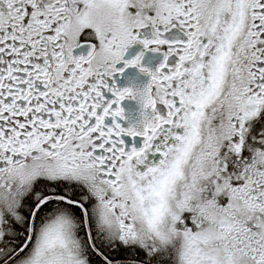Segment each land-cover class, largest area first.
<instances>
[{
    "label": "snow or ice",
    "instance_id": "snow-or-ice-1",
    "mask_svg": "<svg viewBox=\"0 0 264 264\" xmlns=\"http://www.w3.org/2000/svg\"><path fill=\"white\" fill-rule=\"evenodd\" d=\"M0 264H264V0H0Z\"/></svg>",
    "mask_w": 264,
    "mask_h": 264
},
{
    "label": "flooded vegetation",
    "instance_id": "flooded-vegetation-1",
    "mask_svg": "<svg viewBox=\"0 0 264 264\" xmlns=\"http://www.w3.org/2000/svg\"><path fill=\"white\" fill-rule=\"evenodd\" d=\"M181 34L178 30H173V33L170 35L169 38H177L180 37ZM143 38V37H142ZM186 39V37H182ZM143 50L142 45H134L132 46L127 55V59L134 58L137 54H139L140 51ZM77 55L84 54L87 55V52H82L80 49L76 50ZM162 54L160 53H152L147 52L145 54V58L143 61L144 66L151 67L153 70L159 66V64L162 62ZM122 66V65H121ZM150 81V77L145 74L141 73L139 69L137 68H128L123 73V75L117 73L116 75V83L119 87H125V86H135L137 88H144L148 82ZM110 96V94H109ZM123 107L126 109V115L128 117L127 120L120 121L125 127L130 126L131 124H137L141 119V106L137 101L134 100H128L123 103ZM161 109V114H166V109L163 105L158 106ZM142 127V125H141ZM126 144H128L129 148L132 146H135L137 148L142 147L143 143V137H124Z\"/></svg>",
    "mask_w": 264,
    "mask_h": 264
},
{
    "label": "clouds",
    "instance_id": "clouds-1",
    "mask_svg": "<svg viewBox=\"0 0 264 264\" xmlns=\"http://www.w3.org/2000/svg\"><path fill=\"white\" fill-rule=\"evenodd\" d=\"M99 59V58H98Z\"/></svg>",
    "mask_w": 264,
    "mask_h": 264
}]
</instances>
